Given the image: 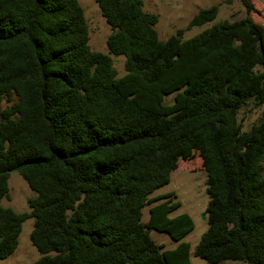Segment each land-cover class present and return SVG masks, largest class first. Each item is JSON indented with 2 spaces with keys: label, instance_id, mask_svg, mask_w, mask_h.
Returning a JSON list of instances; mask_svg holds the SVG:
<instances>
[{
  "label": "trees",
  "instance_id": "trees-1",
  "mask_svg": "<svg viewBox=\"0 0 264 264\" xmlns=\"http://www.w3.org/2000/svg\"><path fill=\"white\" fill-rule=\"evenodd\" d=\"M94 1L122 77L91 50L77 0H0V259L32 218L33 264H191L181 240L192 218L169 217L180 203L152 194L197 153L209 200L193 255L264 264V120L247 131L238 121L245 105L264 104V28L247 16L161 41L142 0ZM217 12L200 10L186 29ZM13 172L35 193L29 213L1 203ZM150 230L176 246L162 250Z\"/></svg>",
  "mask_w": 264,
  "mask_h": 264
},
{
  "label": "rangeland",
  "instance_id": "rangeland-1",
  "mask_svg": "<svg viewBox=\"0 0 264 264\" xmlns=\"http://www.w3.org/2000/svg\"><path fill=\"white\" fill-rule=\"evenodd\" d=\"M83 9L89 32L88 44L91 50L109 55L113 60V65L117 71V77L125 74L124 57L111 55L106 47V39L110 34V27L97 7L94 0H77ZM254 11L247 13L240 0H142L143 9L148 13L157 15L158 23L155 30L161 41L167 40L175 35L178 30H183L182 39L188 40L203 30L211 27L219 21L233 22L250 17L258 26L264 28V0H249ZM211 6H217V17L214 21L202 26H194L186 29L188 23L200 10ZM173 95L165 97V102L170 103ZM12 101H15L13 99ZM5 101L2 106H6ZM260 120H264V104L259 107L249 103L242 107L238 113V121L242 130L247 131ZM262 174L264 176V161L262 164ZM206 174L203 171L200 156L197 153L191 154L186 159H180L177 168L172 171L170 182L156 189L152 197L173 194L175 201L180 203V207L169 214L175 217L180 214H188L193 222L194 229L181 241L188 242L191 246V264H209L206 261L193 255V250L207 229L206 207L208 204V194L206 192ZM35 197V193L28 187L25 180L18 173H11L8 179V197L2 200L3 207L10 208L17 213H29L28 200ZM166 199H160L142 209V222L146 223L149 218V209L153 205ZM33 228V219L28 218L22 224V229L18 237V246L15 252L5 259H0V264H33L40 254L31 244L30 233ZM151 239L162 247V250L173 249L176 242L172 241L165 233L150 230ZM220 264H248L242 261H223Z\"/></svg>",
  "mask_w": 264,
  "mask_h": 264
}]
</instances>
